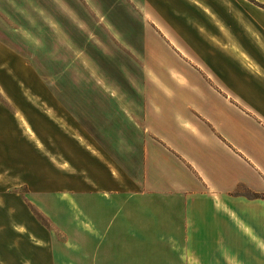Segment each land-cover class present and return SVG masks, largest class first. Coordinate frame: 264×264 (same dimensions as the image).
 <instances>
[{"label":"crops","instance_id":"1","mask_svg":"<svg viewBox=\"0 0 264 264\" xmlns=\"http://www.w3.org/2000/svg\"><path fill=\"white\" fill-rule=\"evenodd\" d=\"M39 1L63 6L59 13L71 18V28L89 34L83 41L92 47H80L72 64L119 59L143 66L153 54L145 40L113 41L126 25L113 23L112 0H78L82 8ZM249 13L243 22L233 10L216 11L213 76L172 39L170 21L142 10L165 56L196 69L208 88L196 87L188 70L167 71L178 89L152 88L161 78L143 72L132 75L134 88L73 89L72 121L60 128L73 161L71 184L48 190L39 176V188L27 192L49 227L17 203V160L29 189L32 174L26 157L17 156L16 123H1L0 106V264H264V9ZM247 22L261 38L241 39L239 23L248 29ZM55 27L61 30L59 22ZM96 32L111 42L93 43ZM112 43L122 57L108 58Z\"/></svg>","mask_w":264,"mask_h":264},{"label":"rangeland","instance_id":"2","mask_svg":"<svg viewBox=\"0 0 264 264\" xmlns=\"http://www.w3.org/2000/svg\"><path fill=\"white\" fill-rule=\"evenodd\" d=\"M65 3L67 8L83 7L78 0H66ZM98 3L107 5L103 1ZM49 4L50 2L44 3L39 0H0V61L5 62L0 64L1 123L7 121L16 123V142H19L17 156L26 157L25 169L28 174H32L26 177L27 183L31 185L29 189L22 183L25 182V178L20 174L23 165L21 167L19 164H22L23 159L21 162L17 160V203L25 204L27 209L48 227V221L34 206L27 192L39 188L41 181L39 176L42 183L46 182L44 186L48 190L53 189L58 182L63 183L64 186L71 184L72 176L69 174H72L73 161L67 154L71 152L64 146L66 141L61 140L60 128L62 121L69 125L72 121L73 89L82 94L94 88L124 90L134 88L137 81L132 75L141 72L161 78L160 84H155L152 88H180V85L171 81L167 71L184 76L190 73L197 79L196 87L200 90L208 88L196 69L180 65L179 59L174 58L170 53L165 56L166 50L156 44L158 37L156 28L151 22L152 17L150 14L142 17L140 14L142 10L143 13L154 11L157 21L165 25L170 21L172 39L184 45L182 50L195 61H202L205 68L202 69L214 76L217 49L210 40L216 39V11L221 10L226 13L233 10L239 15V21L246 22L251 21L247 16L252 13H249V10L264 9V3L255 0H112L110 5L113 9V20H111L113 23L126 25L123 33L113 34L115 39L113 41L136 43L145 40L150 42L148 48H152L153 54L149 53L145 56L144 62L146 61L147 65L143 66L132 63L119 64V59L116 63L87 65L72 64L71 59L77 56L76 52L80 47L85 49L92 47L91 43L83 41V37L89 34L71 28L72 26L69 25L71 18L63 17L59 13L63 6L55 8L54 5L51 7ZM40 5L48 14L39 13ZM25 9H28L27 16L24 15ZM119 13L123 14L122 17ZM80 19L82 23L88 22V18L84 15ZM56 22L60 23L61 30L56 29ZM253 25L252 22H247L246 26L249 28L246 29L242 23H239L238 34L243 41L261 38L262 34H259L258 29ZM92 35L97 38V41L92 42L100 46L103 41L106 46L111 42L102 32ZM110 46L112 48L107 49L108 58L123 56V52L118 51L113 43ZM126 51L129 53L127 56H134L135 51L140 52L139 49L132 50V53L131 50ZM156 57L158 62L166 59L165 63L168 64L155 63ZM188 70L190 72H187ZM129 76L130 81L127 79ZM141 83L145 87L146 81ZM67 130L71 131L70 128ZM36 132L45 139L47 143L45 146L37 142ZM22 137L25 141H22ZM61 169L63 176L59 173Z\"/></svg>","mask_w":264,"mask_h":264},{"label":"trees","instance_id":"3","mask_svg":"<svg viewBox=\"0 0 264 264\" xmlns=\"http://www.w3.org/2000/svg\"><path fill=\"white\" fill-rule=\"evenodd\" d=\"M263 197H264V195H263Z\"/></svg>","mask_w":264,"mask_h":264}]
</instances>
